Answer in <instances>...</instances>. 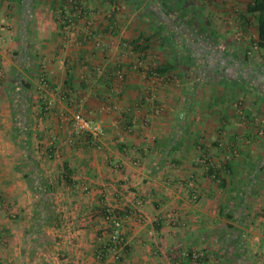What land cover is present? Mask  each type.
<instances>
[{
    "label": "crops",
    "instance_id": "obj_1",
    "mask_svg": "<svg viewBox=\"0 0 264 264\" xmlns=\"http://www.w3.org/2000/svg\"><path fill=\"white\" fill-rule=\"evenodd\" d=\"M81 1L88 14L65 44L55 11L66 0H0V264H264V48L251 46L252 0ZM87 20L101 47L84 40ZM75 112L103 125L100 147L75 131ZM26 140L59 222L43 228L51 243L23 255L38 201ZM108 211L122 219L118 257ZM240 232L241 247L220 240ZM192 250L206 257L184 256Z\"/></svg>",
    "mask_w": 264,
    "mask_h": 264
},
{
    "label": "built area",
    "instance_id": "obj_2",
    "mask_svg": "<svg viewBox=\"0 0 264 264\" xmlns=\"http://www.w3.org/2000/svg\"><path fill=\"white\" fill-rule=\"evenodd\" d=\"M117 7L114 6L112 12L108 14L109 17H112L113 12L116 11ZM58 21L62 24L63 32H64V42L65 44H71L76 41L77 33L80 27L79 20L84 15L88 14V11L84 9V4L81 0H66V4L63 7L58 8L55 11ZM84 25V40L93 39L97 46L101 47V42L97 39L94 29L92 28L91 21H85ZM4 41V37L0 34V42ZM255 49L258 48L256 41L254 42ZM44 68V66H42ZM156 75L158 73L154 72ZM122 78V74L120 75ZM49 87V81L47 77V73L45 70H41L38 77V89H46ZM153 99V97H150ZM46 108H49L47 105ZM156 112H159L157 109ZM72 122L74 129L77 133L86 135L92 139L94 145L96 147H100L99 141L106 134V131L102 124L92 120L89 117H86L81 112H75L72 117ZM258 133L262 134L263 129L259 128ZM230 157V154L227 155V158ZM197 162L209 167L212 165V160L208 154H202L197 157ZM191 197L193 199L198 198V194L192 192ZM106 219L109 220L111 224V232H110V245H108V249L112 251L116 257H118V252L120 249H123L125 245V239L121 233L122 227V219L118 216H115L111 211H108ZM184 256L187 258H191L194 260H200L206 257L205 251L202 250H192L188 252H184Z\"/></svg>",
    "mask_w": 264,
    "mask_h": 264
},
{
    "label": "trees",
    "instance_id": "obj_3",
    "mask_svg": "<svg viewBox=\"0 0 264 264\" xmlns=\"http://www.w3.org/2000/svg\"><path fill=\"white\" fill-rule=\"evenodd\" d=\"M248 10L252 13L256 12L259 14L257 25L258 37L256 43L259 48H264V0H252ZM157 71L161 72L160 70ZM22 84L24 89L29 87L28 83L23 82ZM27 132L29 135V131ZM29 143L30 142L26 140L23 147L28 150V155L25 161L31 165V171L29 173H25L24 176L29 183L33 194L38 198V201L35 203L32 222L27 228L26 238L22 248L23 255L26 254V250L28 248H30V254H33L36 250H38V248L51 243V236L48 235L43 228L46 225L52 226L54 224H58L59 222L54 203V190L52 185L48 183L47 179L44 177L40 168L39 159L31 152ZM226 216L230 220L237 218L233 213H227ZM229 227L234 228V225L229 224ZM241 236V232L228 238H225L222 235L221 237H223V239L220 237V240L224 242L228 240L230 244L241 247L245 243V240ZM234 256L235 258H240L241 254H234Z\"/></svg>",
    "mask_w": 264,
    "mask_h": 264
},
{
    "label": "rangeland",
    "instance_id": "obj_4",
    "mask_svg": "<svg viewBox=\"0 0 264 264\" xmlns=\"http://www.w3.org/2000/svg\"><path fill=\"white\" fill-rule=\"evenodd\" d=\"M240 36H241V34L240 33H237V32H235V40H239V42H241V39H240ZM254 41L251 39V46H252V48H253V46H254V43H253ZM251 46L250 45H241V44H235V43H233L232 44V48L234 49V51L238 48V49H240L239 50V52H242L243 50L244 51H247L248 49H250L251 48ZM240 47H242V48H240ZM255 48H253V50H254ZM237 51V50H236Z\"/></svg>",
    "mask_w": 264,
    "mask_h": 264
}]
</instances>
